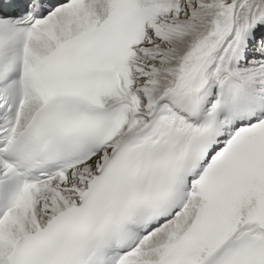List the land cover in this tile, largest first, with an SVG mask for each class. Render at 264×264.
<instances>
[{
	"label": "snow or ice",
	"instance_id": "obj_1",
	"mask_svg": "<svg viewBox=\"0 0 264 264\" xmlns=\"http://www.w3.org/2000/svg\"><path fill=\"white\" fill-rule=\"evenodd\" d=\"M0 264H264V0H0Z\"/></svg>",
	"mask_w": 264,
	"mask_h": 264
}]
</instances>
